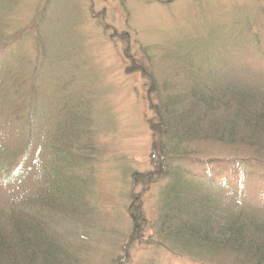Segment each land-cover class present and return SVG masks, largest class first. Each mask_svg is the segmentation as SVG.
<instances>
[{"label":"rangeland","instance_id":"obj_1","mask_svg":"<svg viewBox=\"0 0 264 264\" xmlns=\"http://www.w3.org/2000/svg\"><path fill=\"white\" fill-rule=\"evenodd\" d=\"M262 1L0 0V40L12 39L21 33L19 39L30 38L33 44L23 46L29 55L25 57L21 70L20 63L13 59L16 49H9L0 57V68L14 65L10 75L22 83V87L17 89L21 91L14 94L17 109L23 106L22 101L26 103L25 108L33 107L36 100L44 98L41 95L44 94L43 89L55 83L56 86L50 88L53 97L41 101V111L53 118L52 107L56 100L55 106L64 112L72 114L77 111V118L83 124H68L65 130L67 138L64 137L65 142L62 143L67 150V142L75 147V142L83 137L77 144L82 150L73 149L82 165L77 176L81 205L74 211L72 207L70 209V203H73L70 201L67 209L68 206L61 203L64 183L56 182L57 189L55 186L51 193L55 199L49 198L56 201L58 209L64 208L58 211L50 209L49 212L47 209V216L43 215L45 212L40 207L31 211L36 219H44L49 237L55 243L64 244L72 253L75 264H233V257L226 252L210 255L212 258L199 255L183 257L158 240L159 194L165 182L154 183L147 176L153 170L152 152L156 139L152 124L155 123L153 107L157 97L145 79L146 75L136 70L146 67L152 79L171 77L174 83L185 82L189 69L184 65L186 63L171 66L162 56L170 55V50L187 38L202 42L204 54L201 61L207 60L208 56L214 60L212 64L217 65L222 60L224 72L233 71L236 77L240 75L235 69L264 72ZM39 18L42 19L41 24L35 27ZM241 33L245 38L257 35L256 39H251L253 42L259 40L260 52L248 45L242 51L231 48L232 51H225L224 56L220 51L224 49V35L240 37ZM40 51L49 60H40ZM154 51L159 54L150 64L144 57L154 54ZM213 52L218 60L212 58ZM48 61L52 68H47ZM54 68L56 78L50 77ZM39 70L44 74L33 85V76ZM41 85L43 88L37 90ZM29 91L38 97L35 101L24 99ZM6 120L3 115L0 117V144L13 148L23 146L27 141L26 135H31V139L21 149H13L15 155H19L21 150L27 157L21 156L23 161L16 160L27 175L24 180L19 184L9 177L0 176V213L10 205L13 208L17 201L14 198L23 186L29 187L19 202H26L37 194L44 196V182L50 175V166L43 161L48 163L46 160L50 153L44 151L43 141L57 136L50 129H45L47 126L44 128V120L43 124H37L39 129L31 127L29 131H34L33 134L28 133L27 125L21 127L25 133L17 132ZM54 122L52 126H55ZM47 123L50 126L51 123ZM83 129L85 132L81 131ZM195 148L199 150L195 155H200L198 158L201 159L243 163L248 159L246 171L252 177L249 180L242 179L238 172L224 164L215 172H209L198 163L189 168L202 176L212 174L214 180L221 174L228 177L245 200L264 210V163H251L255 159L251 148L239 145L231 148L223 144H204ZM7 158L11 160L12 155ZM56 159L60 158L57 156ZM61 159L72 165L78 161L76 156L67 152ZM1 161L0 169L6 168ZM32 161L44 164V170L30 168ZM39 179L43 181L35 190L34 184Z\"/></svg>","mask_w":264,"mask_h":264},{"label":"trees","instance_id":"obj_2","mask_svg":"<svg viewBox=\"0 0 264 264\" xmlns=\"http://www.w3.org/2000/svg\"><path fill=\"white\" fill-rule=\"evenodd\" d=\"M262 4L264 6V1ZM42 14L43 9L41 17ZM39 20L35 27L41 24L42 19ZM20 34L12 36V39L10 37L0 40V57L7 50L16 49L13 52V59L20 63L19 70L25 64V57L29 55L23 50V46L33 45L30 38L19 39ZM248 36L245 38L244 33H241L240 37L225 34L222 40L224 49H220L221 53L226 56L225 51H232L231 48L242 51V48H247L248 45L259 53L262 49L259 40L253 42L251 39V37L256 39L257 35ZM203 51L202 42L184 38L170 50V55L162 56L171 66L186 63L184 65L189 69L187 74L185 73V82L174 83L171 77L152 79V74L146 67L143 70H136L146 75L145 79L149 81L157 97L153 107L155 123L152 124L153 137L156 139L152 152L153 170L147 175L154 183L165 182L159 194L156 234L161 244L183 257L199 255L203 258H212L210 255L226 252L233 257L231 258L233 264H264V210L245 200L235 188L236 184L228 177L221 174L220 178L214 180L212 174L202 176L189 168L201 164L209 172H215L224 164L232 171L238 172L242 179L252 178L246 171L248 159L243 163L238 160L198 158L200 155L196 156L195 153L199 150L195 147L204 144H223L231 148L235 145L249 147L255 155L251 163H264V72L254 73L251 69L242 72L235 69L240 75L236 77L233 71L228 73L222 71L224 67L222 60L213 65L214 60L209 59L206 54L207 60L201 61ZM42 53L43 51H40V60H49ZM157 54L159 53L156 51L152 55L146 54L145 61L152 64ZM212 58L219 59L214 52ZM47 63L51 66L47 68H52L50 61ZM8 68L7 70L0 68V117L2 115L6 117V122H11L19 133H23L21 127L25 128L24 125H27L29 128L26 127V130L29 134L34 132L29 130L32 128L36 130L37 124H43L44 120V128L47 126L45 129H50L57 136L43 141L44 151L50 153L48 155L50 158L47 160L43 158L48 163L43 162L50 166L48 168L50 175L46 174L48 180L44 182L46 183L43 188L44 196L40 197L37 194L26 202H19L29 187L21 185L23 188L14 198L17 201L13 203V208L10 205L0 213V264H75L71 252L63 246L64 244L58 241L55 243L49 237L50 232L44 219H36L31 211L35 207H40L45 212L43 215L47 216V209L49 212L50 209L58 211L64 208L61 206V209H58L56 201L49 198H54L51 193L55 190L56 182L64 183L61 191L64 197L61 203L68 206L67 209L70 201L73 202L70 203V209L72 207L74 211L81 205L80 181L77 176L80 175L82 165L73 149L76 147L77 151L82 150L77 144L83 137L75 142V147L67 142V150L63 148L62 143L65 142L63 138L67 135L65 130L68 124H83L77 118V111L72 114H68L66 110L64 112V109L55 106L56 100L52 107L53 118L41 111V101L53 97L50 95V88L55 87V83L50 88L43 89L44 94L41 95L44 98L40 100H34L38 98L34 92H27L24 99L34 100L33 107L30 105L28 109L25 108L26 103L22 101L23 106L17 109L14 101L15 92L21 91L17 89L19 86L22 87V83L21 80L20 84L18 79L13 80L14 77L10 75L15 66L10 65ZM43 74L42 70L35 72L33 85L38 83ZM51 76L56 78L55 68ZM42 88L43 85L37 90L40 91ZM20 96L24 95L20 93ZM44 117L47 118L46 121ZM53 120L55 126H52ZM47 122L51 123L50 126ZM75 137L79 139L76 135ZM26 139L23 146L13 148L0 144V161L4 160L1 161V165L6 167L0 169L1 178L9 177L11 181L19 184L24 180L26 174L16 160L23 161L22 157L24 159L27 157L21 150L19 155H15L13 149L26 146L31 135H26ZM66 152L76 156L79 162L76 160L77 163L72 165L63 161L61 156ZM9 154L12 155L11 160L7 158ZM57 156L59 160H55ZM199 160L202 161L199 163ZM82 162L87 165L83 160ZM41 164L32 161L30 168L36 171L44 170V164ZM42 181L43 179H39L34 184L35 190ZM20 204L21 207L18 206Z\"/></svg>","mask_w":264,"mask_h":264}]
</instances>
